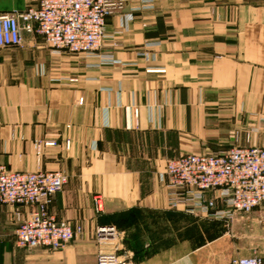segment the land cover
Here are the masks:
<instances>
[{"label":"crops","instance_id":"obj_1","mask_svg":"<svg viewBox=\"0 0 264 264\" xmlns=\"http://www.w3.org/2000/svg\"><path fill=\"white\" fill-rule=\"evenodd\" d=\"M39 1L0 0V13ZM106 30L105 62L28 31L0 47V163L65 172L49 210L84 229L61 250H25L15 230L26 209L0 204V264H96L104 225L137 264L263 252L264 202L229 223L198 217L170 207L159 173L181 153L264 147V0H126Z\"/></svg>","mask_w":264,"mask_h":264},{"label":"built area","instance_id":"obj_2","mask_svg":"<svg viewBox=\"0 0 264 264\" xmlns=\"http://www.w3.org/2000/svg\"><path fill=\"white\" fill-rule=\"evenodd\" d=\"M125 1L40 0L36 7L0 13V47L21 45L23 31H28L42 36L54 50L105 62L100 50L109 37L106 18ZM133 114L138 125L139 109ZM41 145V141L35 143L38 152ZM159 179L169 191L171 208L229 223L237 212H251L264 202V147H232L220 154L181 153L167 160ZM67 182V174L60 170L18 171L0 163V204L27 211L15 230L17 247L57 251L83 233L82 225L58 220L49 210ZM94 203L102 211L101 195ZM95 235L100 245L96 264H137L118 253L116 226H98ZM231 264H264V251L235 257Z\"/></svg>","mask_w":264,"mask_h":264},{"label":"rangeland","instance_id":"obj_3","mask_svg":"<svg viewBox=\"0 0 264 264\" xmlns=\"http://www.w3.org/2000/svg\"><path fill=\"white\" fill-rule=\"evenodd\" d=\"M120 240H119V242H118V244H117V246L120 248L121 246H120ZM122 250L123 249H121L120 248V250H119V254H123V255H126V256H128V257H130V258H132L134 261H135V257H136V255H133L132 253H126V252H124V253H122ZM136 262V261H135Z\"/></svg>","mask_w":264,"mask_h":264}]
</instances>
